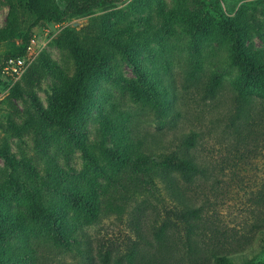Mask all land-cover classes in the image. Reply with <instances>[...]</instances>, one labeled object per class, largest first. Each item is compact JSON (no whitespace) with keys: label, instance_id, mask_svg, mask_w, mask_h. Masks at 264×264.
I'll return each mask as SVG.
<instances>
[{"label":"rangeland","instance_id":"rangeland-1","mask_svg":"<svg viewBox=\"0 0 264 264\" xmlns=\"http://www.w3.org/2000/svg\"><path fill=\"white\" fill-rule=\"evenodd\" d=\"M21 3L17 31L0 42L1 66L9 52L28 45L25 35L35 14L25 0ZM59 4L64 8L67 2L59 0ZM9 15V2L0 0V32ZM99 15H108L116 27L153 32V41L139 49L138 60L143 67H150L153 56V68L157 60L162 61L156 66L175 108L159 119L147 107L132 105L126 99L120 108L130 115L131 132L149 151L157 153L185 147L186 136L196 133L190 149L203 173L181 180L176 195L156 178L158 197L123 175L125 188L106 192L100 219L84 229L82 252H66L37 241L33 255L22 258L21 263L104 264L102 253L107 264H217L213 253L229 248L226 253L236 264H264V95L238 93V68L231 63L225 37L219 34L223 18L241 24L244 45L264 66V0H119L60 23H39L32 28L29 41L35 37L44 45L27 72L31 67L40 69V82L30 90L27 72L19 79L0 73V148L7 144L19 162L32 161L45 174L48 163L33 135L13 132L11 124L24 125L39 113L32 94L43 108H51L57 96V78L43 60L72 74L74 64L57 39L65 29L80 30ZM120 70L126 78L135 75L124 62ZM216 74L220 79L215 82ZM110 88V83L101 82L100 91ZM85 127L91 140L103 139L100 106L86 116ZM55 161L63 167L61 178L84 168L77 150ZM18 177L20 181L15 183L13 179ZM0 178L8 182L13 205L26 203L36 189L44 194V206L55 209L59 205L52 191L43 186L42 178L30 177L23 165L14 170L1 151ZM183 207L196 213L190 224L176 219L174 210ZM158 228H162L159 236Z\"/></svg>","mask_w":264,"mask_h":264},{"label":"trees","instance_id":"trees-1","mask_svg":"<svg viewBox=\"0 0 264 264\" xmlns=\"http://www.w3.org/2000/svg\"><path fill=\"white\" fill-rule=\"evenodd\" d=\"M7 1L10 15L5 29L0 32V42L17 31V9L23 0ZM25 1L35 14L25 35L28 44L32 28L41 22L60 23L75 15L89 14L96 6H112L119 0H65L64 8L59 0ZM107 18L108 15L95 16L80 30L63 31L57 44L74 64V72L69 74L43 60L45 68L57 78L56 99L50 109H45L32 94L33 104L39 113L31 116L24 125L11 124L13 132L33 135L35 145L48 163L44 168L45 174H41V168L32 161L19 162L7 144L0 148L14 170L23 165L30 177L42 178L43 186L52 191L59 202L55 209L44 206V194L41 189H36L31 191V198L26 203L13 205L8 182L0 178V264H22V258L33 255V245L37 241L66 252H82L84 229L100 219L102 197L106 192L125 188L121 180L123 175L137 183V187L158 197L156 178L162 179L176 195L181 180L187 181L203 173V167L190 149L195 145L196 133L186 136L185 147L157 153L149 151L140 137L131 132L130 115L120 108L126 99L132 105L147 107L159 119L169 116L175 108L156 66L162 61L157 60L153 68V56L150 67H143L138 60L139 49L153 41V32L116 27ZM219 25V34L225 37L230 49L231 63L238 68V93L264 95V66L258 56L244 45V27L235 20L224 18ZM197 29L200 31L202 27L197 25ZM26 46L9 52L5 60L25 54ZM121 62L132 67L133 78L124 76L120 70ZM1 68L0 65V73ZM41 77L40 69H29L26 84L30 90ZM219 79L220 74L213 76L215 82ZM102 81L110 83L111 88L100 91ZM105 104L110 106L109 109L103 108ZM98 106L103 139L93 141L85 120ZM74 150L81 152L84 168L70 177L61 178L59 174L63 167L55 159L60 155L69 157ZM13 181L18 183L20 178ZM174 212L182 223L190 224L191 218L196 217L191 208L183 207ZM161 232L162 228L156 230L158 236ZM229 251L228 248L224 252H214V262L236 264L234 258L226 253ZM101 258L104 264L108 263L106 254L101 253Z\"/></svg>","mask_w":264,"mask_h":264},{"label":"built area","instance_id":"built-area-1","mask_svg":"<svg viewBox=\"0 0 264 264\" xmlns=\"http://www.w3.org/2000/svg\"><path fill=\"white\" fill-rule=\"evenodd\" d=\"M44 45L43 41L32 37L26 46V53L20 56H11L2 65V73L15 79H19L27 72L34 57Z\"/></svg>","mask_w":264,"mask_h":264}]
</instances>
